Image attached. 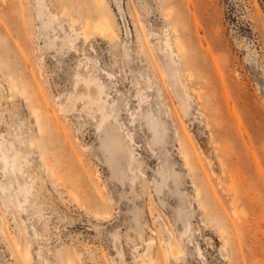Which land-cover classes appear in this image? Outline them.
I'll return each mask as SVG.
<instances>
[{
  "label": "rangeland",
  "instance_id": "374dc122",
  "mask_svg": "<svg viewBox=\"0 0 264 264\" xmlns=\"http://www.w3.org/2000/svg\"><path fill=\"white\" fill-rule=\"evenodd\" d=\"M94 2L108 9L95 15ZM104 17L115 21L116 41L99 31ZM88 70L105 81L109 100L118 102L115 116L137 135L145 180L135 186L131 175L128 185L119 180L97 118L83 99L73 100L77 75ZM39 88L47 110L32 105ZM198 91L202 105L194 101ZM173 105L199 147L210 141L208 131L201 134L210 117L222 156L251 177L247 188L240 175L228 181L231 194L254 198L234 214L248 224L238 233L241 250L232 245L233 230L222 232L212 222L215 208L192 185L178 189L171 178L164 187L185 205L193 199L189 226L177 217L178 199L157 196L164 197L156 188L160 168L175 164L186 174L182 160L168 161L180 158L177 141L184 134L181 127L175 132ZM158 107L169 124L167 147L154 142L144 116ZM240 131L251 139L247 163ZM1 143L13 147L11 154L24 152L16 164L7 163L0 148V264H151L143 253L150 238L156 247L167 236L161 221L174 230L183 253L174 262L153 250V264H264V181L258 177L259 171L264 177V0H0ZM188 227L193 233L186 238ZM225 239L227 258L220 252Z\"/></svg>",
  "mask_w": 264,
  "mask_h": 264
},
{
  "label": "bare ground",
  "instance_id": "6f19581e",
  "mask_svg": "<svg viewBox=\"0 0 264 264\" xmlns=\"http://www.w3.org/2000/svg\"><path fill=\"white\" fill-rule=\"evenodd\" d=\"M89 8L95 15H101V13H103V9H108L106 2L105 7H101L94 2V4L91 5ZM44 11L46 10L41 9V12L39 11V13L45 14ZM97 27L99 31L108 38V40L116 41L118 39V31L115 25V21L104 17L102 21L98 22ZM85 36L87 38L89 34L85 32ZM166 46L170 48L172 47L168 37L166 38ZM76 80V92L72 95L73 97L75 96V98L73 99L72 97V99H83L84 107L88 110L89 113L92 114L95 119L97 118V129L101 132L100 138L102 139L103 148L109 154L110 161L117 170L116 175L118 176L119 180L122 183L125 182L126 185H128V181H126L125 179L127 176L131 175L130 179L131 184L133 186H135V182L137 181V179L140 178L142 180H145L144 164L137 153V146L139 145L136 137L137 135L127 124L121 122V120L115 116L116 114L114 110V105L118 104V102L111 103V101L109 100L110 91L108 85L105 83L104 80L101 79V76H97L91 70H88L87 72H81L77 75ZM81 81V84H83L82 86L81 84L79 85ZM182 82L184 84V87L186 86V96H188L189 98L191 96L193 97L186 83L184 81ZM188 83H193V80L190 78ZM140 92L141 91H139L138 94H140ZM208 92L209 96L212 99H215L214 94L216 91L210 90ZM169 96L172 100L173 96L170 94ZM142 97V95L139 96L140 102L142 100ZM203 98V94L198 91V94H196L194 97V101H198L202 105L204 103ZM177 99L183 103L184 95L181 93L177 94ZM72 103L73 105L76 104L75 101H72ZM33 104L37 107L36 109L40 108L41 106H43L46 110L48 109V102L45 100L44 96H42L40 88L32 94V105ZM117 106L119 107V105ZM173 106L175 108V105ZM60 108L64 111H67L69 109V105L61 104ZM188 108L189 106L183 105L182 110H186L187 112ZM175 110L176 114L178 115V119H176V121L178 122V127H176L175 132L176 134L180 135L181 127L184 134L177 141L180 158H178V156L175 154L174 157H169L168 161L171 160L170 162H172L175 160L176 163L181 164L182 160L184 166L179 165V168L186 171V174L177 171L178 168L175 164H167L166 166L160 168L158 172L161 175L162 180L156 181V188L158 190V193L163 192L164 197H161L159 194L157 196L168 201H172L174 198L178 199L176 195V197L173 198L169 197V188L167 190L164 189V187L169 184V180L171 178L172 182L174 181L175 187H177L178 189L189 188L192 185L195 191L197 192L198 196L203 197L202 202L208 200V203H210V205L215 208V212L212 213L215 221L212 222H215V225L222 232H225L224 230H233L235 235H233L234 239L232 245L234 249L238 246V249L241 250V241L239 240L240 238L238 237V233L240 231L246 233L248 231V224L242 221H237L234 217V214H236L238 207L241 204H252L254 198L250 197L248 195V192H245L244 196L231 194V187L228 184V181L229 179L234 180L235 177L240 175L244 181V186L247 188L248 185L251 184V177L248 175L247 170L242 171L241 167H236L239 166V164H232L227 160V158H224L222 156V154L220 153L221 144H219L217 142V139L215 138L214 129L210 117L207 116L203 119L205 129H203V132H201V134L203 135L205 134V132L208 131L210 141L206 142L204 147H202L201 145L199 147L194 141V138L189 133V130L185 126V123L182 120L181 115L177 111V108H175ZM93 111L96 114H93ZM163 111L164 110L161 107H158L156 110L152 108L147 110L144 113V116L147 119L149 129H151L153 132L154 142L162 143L164 146L167 147V142L170 141L168 138L170 137V132L169 130L167 131V126H169V124L167 123V118H164L163 116ZM132 114H134V111L132 112ZM114 116L115 121L112 120ZM37 118L39 120L41 119L39 115H37ZM135 120L136 116L134 115L132 123H134ZM57 121L60 122L58 116ZM221 129L223 131L228 130L227 127L223 125L220 127V130ZM238 133L242 137L241 141L243 146L245 147L242 148L246 152L241 157H243V163H247L248 161H251V154L249 153L251 149V144H249V141H251V139L249 138L250 136L247 133L244 134L242 131ZM67 141L69 142L70 147L73 148L72 142L70 140ZM212 147L213 150H211ZM0 148L2 149L1 158H3L7 163L14 161V163L16 164L19 155L24 152L23 150H15L11 154V152L8 151L13 150V147L10 148L9 146L4 145V143L0 144ZM212 152L213 154H211ZM149 161L152 163L154 161V158L150 159ZM253 161H255L256 163L258 162L257 158H254ZM215 163H217L216 167L220 168V172H216L215 170H213V168L215 167ZM258 177L264 181L263 173H261L260 171ZM189 181H191L192 184H188ZM223 193L229 194V198L224 197ZM106 198L110 199V197ZM178 201L179 208L177 209V217L178 219H181L186 222V224H188L189 226L190 223L188 212L189 208H191V206L193 205V199H191L190 205H185L181 203L183 201L182 198L178 199ZM260 205L264 206V204ZM112 215V212L107 213V216L109 218ZM158 218H161V215L158 216L157 219ZM158 221L160 220L158 219ZM117 222L119 221L117 220ZM161 224L163 227L162 230L167 232V236L159 237L156 241V247H154L155 239L150 238V247L146 248L143 253L145 256H148L150 258L149 261L151 264H153L156 260V257L159 256H162L163 259L170 258L171 261L177 262V259L183 253V250L180 249V247H178L176 244L177 237L174 230L170 228L169 224L166 221H161ZM140 225L141 224L139 221L135 223L136 228L140 227ZM155 232H158V230L154 231V233ZM192 233L193 232L191 228L188 227L184 232V236L186 238H189ZM246 235L248 236V234ZM242 236L244 235L242 234ZM227 244L228 241L225 239L224 245L222 246L220 251L224 258L228 257ZM197 247L200 250L198 244ZM153 250L154 254H156V257L152 256Z\"/></svg>",
  "mask_w": 264,
  "mask_h": 264
}]
</instances>
